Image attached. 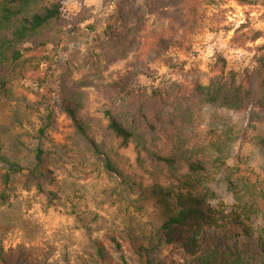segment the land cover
I'll use <instances>...</instances> for the list:
<instances>
[{"label": "trees", "instance_id": "16d2710c", "mask_svg": "<svg viewBox=\"0 0 264 264\" xmlns=\"http://www.w3.org/2000/svg\"><path fill=\"white\" fill-rule=\"evenodd\" d=\"M67 1L0 0V204L9 201L15 187L36 192L48 205L57 200L59 185L49 167L55 153L48 145L56 116L63 115L96 167L113 184L117 199L139 216L126 217L122 240L104 237L118 257L117 264H130V259L135 264H161L155 256L168 246L182 252L186 257L183 264H264V232L255 234L249 225L252 217H264V179L252 182L249 175L244 179L232 174L227 164L231 139L213 141L207 158L163 154L155 145L161 138L177 137L179 122L192 116L195 107L234 114L253 109L264 115V32L249 25L239 27L230 41L234 47L262 43L254 47L244 66L216 56L209 65L212 76L207 85L195 81L190 88L139 87L131 73L110 81L102 86L107 101L102 127L83 116L81 90L94 86L91 78L99 77L98 57L80 83L66 69L56 89H46L54 70V55L46 48L54 31L70 20ZM226 1L264 8V0H144L143 12L134 0H122L114 23L105 28L107 43L102 46L101 60L108 66L124 61L130 52L140 58L159 55L165 47L184 48L203 27L206 11ZM146 16L159 17L167 23L166 29L148 30ZM23 81L38 84L35 102L15 101L14 87ZM7 128H18L10 137V151L4 135ZM25 128L30 130L21 131ZM235 136L264 154V131L249 135L244 130ZM130 148L133 162L122 154ZM146 165L153 167L148 175ZM222 175L228 176L236 203L227 214H217L202 199L209 182ZM152 201L163 216L158 225L142 222ZM110 251L95 243V264H110ZM0 264L17 263L0 254Z\"/></svg>", "mask_w": 264, "mask_h": 264}, {"label": "rangeland", "instance_id": "374dc122", "mask_svg": "<svg viewBox=\"0 0 264 264\" xmlns=\"http://www.w3.org/2000/svg\"><path fill=\"white\" fill-rule=\"evenodd\" d=\"M120 2L122 0H68L66 10L70 20L54 31L46 48L54 55V70L46 82L48 90L56 89L66 69H71L72 80L80 83L89 76L96 57L100 59L99 77L91 78L94 86L81 87V90L84 94L83 116L102 127V111L107 105L102 86L121 75L135 74L136 86L161 90L176 86L190 88L195 81L207 85L212 76L209 65L216 56L230 64L244 66L249 63L254 47L262 43L259 40L242 48L230 43L234 32L242 25L264 32V8L226 1L206 11L203 27L184 48L165 47L159 55L146 54L140 58L130 52L124 61L107 66L101 60L102 46L107 43L104 31L114 23ZM143 4L144 0H134L135 7L145 12ZM166 24L157 16H146L148 30H164ZM14 88L15 101L35 102L36 82L23 81ZM187 106L184 102L183 107ZM192 110V116L179 122L175 132L177 137L161 138L155 143L161 153L207 158L213 141L220 137L231 139L227 164L232 174L249 175L252 182L264 179V154L248 140L235 136L244 130L249 135L264 131L262 113L251 109L234 114L215 107ZM7 130L4 135L10 151L13 146L10 137L18 133V128ZM27 130L30 128L21 131ZM49 136L51 144L48 147L55 153L49 167L59 185L58 198L53 205H48L36 192L15 187L9 201L0 204V254L17 264H95L94 244L100 243L110 251L104 237L113 235L117 241L122 240L126 217L139 216L117 199L113 184L96 167L63 115L56 116V124ZM122 154L133 162L132 148ZM145 170L148 175L153 167L146 165ZM227 178L222 175L210 181L202 198L217 214L229 213L236 204ZM153 204L154 201L147 204L142 222L158 225L163 216ZM249 225L255 234L264 232V217H252ZM110 252V264H117V255ZM124 254L129 260L128 254ZM155 259L161 264H183L186 257L177 247L168 246L162 248ZM129 262L135 264L132 259Z\"/></svg>", "mask_w": 264, "mask_h": 264}, {"label": "built area", "instance_id": "2783aa9c", "mask_svg": "<svg viewBox=\"0 0 264 264\" xmlns=\"http://www.w3.org/2000/svg\"><path fill=\"white\" fill-rule=\"evenodd\" d=\"M110 8H112V3L110 2Z\"/></svg>", "mask_w": 264, "mask_h": 264}]
</instances>
